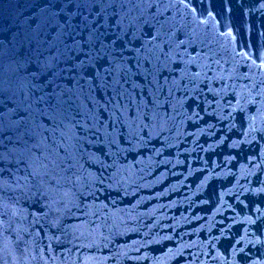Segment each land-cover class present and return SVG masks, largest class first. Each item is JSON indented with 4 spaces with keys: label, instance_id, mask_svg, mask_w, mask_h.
Here are the masks:
<instances>
[{
    "label": "water",
    "instance_id": "water-1",
    "mask_svg": "<svg viewBox=\"0 0 264 264\" xmlns=\"http://www.w3.org/2000/svg\"><path fill=\"white\" fill-rule=\"evenodd\" d=\"M51 2L0 0L6 99L21 25ZM161 7L177 27H196L203 41L180 49L192 61L188 77L184 64L164 73L172 90L167 117L143 134L118 126L113 146L105 141L110 155L81 145L78 167L98 197L85 202L95 231L77 230L86 218L75 209L61 218L48 200L34 203L18 163L23 149L5 137L0 214L22 239L5 234L11 241L0 243V264H264V0H171ZM133 133L135 146L126 142Z\"/></svg>",
    "mask_w": 264,
    "mask_h": 264
},
{
    "label": "snow or ice",
    "instance_id": "snow-or-ice-1",
    "mask_svg": "<svg viewBox=\"0 0 264 264\" xmlns=\"http://www.w3.org/2000/svg\"><path fill=\"white\" fill-rule=\"evenodd\" d=\"M169 3L171 0H53L43 13L21 25L20 59L10 77V98H5L0 78V163L7 146L5 137L7 143L15 137L13 147L23 149L18 163L25 166L23 179L34 193V203L48 200L46 207L53 211L55 204L54 210L62 211L61 218L74 216L73 209L82 213L86 219L77 230L95 231L91 226L96 221L87 219L85 202L89 197L98 198L92 190L95 182L85 183L78 167L77 156L84 159L81 145L99 146L110 155L111 132L118 126L138 128L142 134L149 127H158L167 117L172 95L164 73L171 76L184 64L188 77L192 61L185 62L187 52L182 55L180 49L203 43L196 27H177L175 18L166 15L168 9L161 5ZM192 21L196 22L195 16ZM201 23L207 25V21ZM146 90L148 98L141 100ZM133 141H140L135 133L126 142L135 146ZM6 233H15L17 243L22 239L11 222L5 227L0 214V243L11 241Z\"/></svg>",
    "mask_w": 264,
    "mask_h": 264
}]
</instances>
